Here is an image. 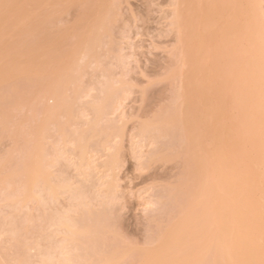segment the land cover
Returning a JSON list of instances; mask_svg holds the SVG:
<instances>
[{
    "label": "rangeland",
    "instance_id": "obj_1",
    "mask_svg": "<svg viewBox=\"0 0 264 264\" xmlns=\"http://www.w3.org/2000/svg\"><path fill=\"white\" fill-rule=\"evenodd\" d=\"M175 1L176 0H0V189L3 188L4 191L7 188L9 189L11 185L12 187H15L17 184L15 179H9V177L14 178L11 177L14 174L13 172H16L17 170L19 171V168L23 167L25 163L28 162V160L30 161L31 158H35L36 160H34L37 161L38 156H40L42 154L41 152H43L41 150H45V148L49 150V147L51 146L54 151H50L49 153H51V156H53L56 152L54 156H57L56 158L53 156L55 161H52L54 162L53 164H55V166L52 165L53 167L50 168L52 169V173H54L56 176H60L61 179L67 177L69 182H72L71 185L74 186L75 184L77 186H74V188L71 186L72 191L71 189L69 190L70 195L73 197H75L77 190L79 189H81L79 190V193H82V191L84 193H82L83 196L80 194V202L76 198L78 195H76V199L73 197H67L69 193H66L67 196L59 195L60 197H58L56 202L60 205L58 204L56 207L60 208L61 210V207L65 208L64 205L67 207L72 205L73 208L69 207V209L72 211L70 213L73 219L79 215L82 216L85 213H91L90 217L92 216L93 219H91V223L90 220H87V217L89 216L85 217V215H83L82 218H85V220L90 224L94 222V225H92L94 228L93 232L94 234L97 232V235L95 234L97 237L91 236V239H94L92 240L94 244L91 241L86 243L83 241L84 246L81 247L84 249L83 251H85V253L83 251L81 252L80 250L79 252L84 254V256H86L85 254L90 251V253L93 254H90V256L94 258L95 255L97 258L96 254L99 251L102 253V251L106 250V248H111L110 250L106 251L107 253L109 251L110 254L114 251L112 250L113 248L118 250L117 253L120 252L123 254V257H120V254L116 258L115 261L119 260V257L121 258L119 262H116V264H134V262L137 264L136 260L132 259L133 257L136 259L139 258L137 261L142 262L143 264L145 261L143 260L145 254L150 256L148 257L150 260L147 258L149 261L145 263L153 264L151 259H158V256L160 259L157 261L158 263H161L160 260L163 262V260L169 254V251L167 252L166 250H170L171 247L169 246V249L167 247V249L163 251L165 248L164 246H167L170 243L167 242V244L164 243L165 245L160 246V248H155L158 242L159 245L162 241H164V239L161 240L160 234L163 232L164 235H162V238H166V241H168L169 237L167 236H169L173 230V228L171 230L170 227L175 228V226H178L176 227V229H178L179 225L183 227L186 225L185 227L187 228V232L185 231V227V230L183 231L186 233L184 239L187 237L190 240H195L200 236L199 234L203 233L201 236L203 238L206 236V240H202L200 238L202 242L205 240L208 245L207 241H211L212 238L214 241V246L212 247H207L205 243H203L204 246H202L200 239H198L200 245L197 244V246H195L194 243L192 247L187 246L189 247L188 249L191 254L186 255V258L188 259L185 260L184 264L187 263L186 261L189 262L187 264H199L198 261L200 262V258L196 257L198 256L196 255V252L202 255L205 253V251L209 253L213 251L216 260H213L210 255L211 258L209 257L204 261L201 260V264H223L219 260V251L217 250V246L224 238L227 239L228 244L231 246L237 245L238 242L236 239H238V236L243 237L248 244L251 241L258 240L259 236H256L252 230L246 231L245 229L241 232L230 230L228 233L227 228L231 225L229 218H227L226 226L220 225V227H218L216 230L213 229V226H210V224L213 222L212 219L211 223L206 222L207 224H204L205 226L201 227V219L198 217L199 214L197 213V210H199L200 207L198 202L202 201L199 195L202 196L201 191L204 187L206 193L204 197L207 198L206 201H212L214 197L209 195V193L211 194V191L209 190L210 192H208V195L212 200H208V185H211V182H213V186L215 181H209V178H207L209 181L207 182L210 184L206 182L207 185L205 184L206 186H204L203 183H205V181L202 177H207V175H204L205 171L209 175L208 177H212V179H217L218 176H222L219 174V171L221 174L222 172L224 174L227 173L226 177H228V175L231 176V174H228V172L224 169L219 170L218 168L220 166V168H223L224 166H222V163L225 165L224 163L226 162L225 167L229 165V173L233 172L232 175L234 174L235 176V172H238V174L240 173V169H237L240 167L239 164H237V160L242 162L244 159L241 160L240 157L244 158L246 156L247 157L244 160L245 162L243 161L246 166L241 167L243 168L241 169V172L243 173L244 171V173L242 175L239 174L240 178L243 176V179H241L244 182H242L243 184L239 183L238 185L239 187H241V185L242 187L247 186L246 189L248 190L245 191H248V196L245 195L246 193L244 195L247 196V200L248 198L252 199L250 201L248 200L247 204L250 202L251 205V201L255 199V201H257L256 203H258L257 206L264 205V150L262 148L260 150H263L261 153L263 159L261 160V156H259L258 153L255 154V152H257L259 149H252V147L255 145L254 143L252 146V141L255 139L256 135V132L253 133L256 130H254V128L259 125V128L263 127L264 129V101L261 95H258L259 93L254 95L255 89L257 88L255 86H258L255 85V83L258 79L257 77H259V69H257L258 67L256 68V66L252 64L253 61L256 60L257 56H255V53L257 51L258 45L261 43V40H263L262 37L264 35V0H262V2L260 0L258 7L256 6L258 0L257 3H254L255 0H248V2L246 0H186L185 6L183 4L184 2H182L183 0H180L181 2H178V6L182 4L180 5V9L183 10L179 12L184 11L182 12L183 16L180 15L183 17L182 19L179 15H177L179 12L176 13V11L179 10V7H177L178 9L176 10V4H174ZM246 2L250 5L247 6L248 4H246ZM249 2H251L252 5ZM253 3L256 6V9L255 7H252ZM243 5L246 6L243 7ZM201 12L203 16L201 15ZM174 16H177L176 20ZM178 16L180 17L179 19ZM198 19L201 21H197ZM176 24L177 26L180 24L183 34L180 30L178 31L180 26L177 28ZM178 32L184 36L185 40L181 37V35H179V37L177 36ZM178 38L180 40L183 39L182 43L185 44V47L187 45V50L190 51L189 54L191 57L188 54L183 55L184 51L182 50H185L186 48H183L184 45L180 43V40H177ZM192 38L193 44L191 43ZM194 40L196 46L194 45ZM261 44L263 46L264 43L262 42ZM88 48L89 51H86ZM86 53L87 55L84 56ZM185 53L188 52L185 51ZM185 56H187L186 58L190 57V61L186 60L187 65H184V63H186L184 59ZM180 58L185 62L182 63ZM257 60L259 61L258 58ZM190 63H192L193 67ZM185 66L187 67L185 68ZM253 66L254 70L252 69ZM183 68L184 71L182 70ZM188 71L190 76L187 78ZM208 83L209 85H207ZM231 83H233L235 87ZM229 87H231V89ZM183 88H185V91L189 88L187 90L189 95L185 93ZM55 89L59 90L62 94V97H60V99H62V103L58 107H54L53 101L49 99V94H51L53 91H57ZM183 91L186 96L184 93H182ZM189 91L194 92L190 93ZM181 93L184 96H181ZM252 95L258 99L255 100V97ZM182 97H187L185 100L192 102L190 103L191 105L188 103V107H193V109L190 107L189 110L192 109L193 113L196 111V115L194 114L196 117L192 119H201L200 121H202V124H200L198 121L201 126H193L192 122L193 124H196L197 122L189 120V123H191L193 128L196 127L197 129L198 127L199 132L201 131V137L197 136L198 133L195 134L197 139L200 137L199 139L202 140V142L198 140L195 141L196 143L201 142V150L203 149V152H201L202 154H199L202 158L198 160V163L196 162V159L198 158L196 156V150H200L199 145L201 143L195 145L196 143H193L195 142V136H190L192 131L191 133L188 132L190 131L189 128L191 127L190 126L187 128L189 118L185 117V109L188 107L184 106L185 108H183L184 103L182 104ZM194 97L197 101L194 100ZM189 98H191V100H189ZM251 98L253 100H251ZM210 100L213 103L209 102ZM194 102L196 103L193 104ZM193 105L197 106L196 109ZM100 106H102V109ZM94 108H97V114L91 113L96 112L94 111ZM215 108H219L220 110L218 109L217 111ZM182 111L185 112L184 116L183 114L181 115ZM217 112L219 114H217ZM208 116L210 117L209 119ZM167 117L171 118L172 121L169 119L167 120ZM184 117L185 119H183ZM211 117L216 119L214 120V118ZM85 118L88 121L91 120V122H85ZM161 120L162 122L165 121V124L161 123ZM222 120L223 123H221ZM256 120L258 122H256ZM158 121L160 125L159 123H156ZM54 122L58 123V130H56L57 127H54ZM255 122L256 125L254 124ZM154 123L158 124V129L156 131L155 129L157 127L155 128ZM207 123L208 125L210 124L209 128L211 127L210 129L208 128V131L206 130V126L208 125L205 126ZM250 123L252 125H250ZM261 124H263V126H261ZM89 125H92V133L97 132V134H95V137L94 133L90 134L89 136V133L86 129L88 138L85 137L83 140L86 142L88 139V142H86L90 148H87L88 152H85L87 151L84 146L86 143L81 142L85 148H82L84 153H87V155L84 154L87 158L85 159L88 160V162L81 164L82 168H84L83 165L89 162L92 165L86 164L87 168L85 167V171L88 170L90 175H88V172L86 171L85 174L86 177L88 176V178H84L85 175L80 174L81 165L78 164L80 167L76 165L77 160L79 161L78 155L81 150H79L80 152L78 151V154H76V159L77 157L78 159L76 160L74 158L75 160H71L74 157H72V155H75L73 153L78 150L77 147H74L77 146V144L71 142H78L76 136L79 133V130L80 133H82V129L84 131L85 128L90 127ZM253 125H255V127H253ZM159 126H163L162 129ZM185 128L188 133L185 132ZM196 129L193 130L198 132ZM231 129H233L235 133ZM260 130L263 132L262 129ZM72 132H77L76 136L74 133L72 135ZM203 132H205L206 135H202L205 134ZM209 132L212 134H209ZM230 132H233L232 135ZM194 133L195 132L193 131V134ZM207 133L211 135V138ZM185 134H189L188 136H190L189 138H191V140ZM234 134H236V136ZM257 134H259V132ZM68 135H71L70 139H73V137L77 139V141L74 139L71 142L69 141V143H67L68 147L70 146L71 149L74 147L75 150H77L75 151L73 149L72 151H69L70 153L73 152L71 153L72 155L69 153L72 158L68 159L69 162H66L64 160L67 159L63 160L61 158L63 156L59 155V151L61 147V150H63L64 147L67 146L64 144L62 146V140L66 138L69 139ZM259 135L261 136L262 134L260 133ZM223 136L226 137V140H224L225 138ZM237 136H239V139L242 140H239ZM90 137L92 140H90ZM93 138L96 139L93 140ZM208 138L210 139L208 140ZM256 138L257 139L255 140H258L257 136ZM189 140L192 142L190 143L193 145L192 147L189 144ZM71 144H74L73 147ZM257 144L260 143L258 142ZM40 146H42L43 149L40 148V154L36 153L38 154L37 156L35 151L39 150ZM203 147L207 149V152ZM254 147H256V145ZM222 148L226 149L227 155L224 154L226 151H223ZM250 149L254 150L252 152L255 155L250 152ZM48 150H46V154H49ZM33 153L36 155L35 157L32 156L34 155ZM26 154L30 155L31 157L28 156V158ZM251 154L252 158H250ZM222 155L225 159L222 157ZM219 156H221L223 160L220 159ZM82 157L84 158V156ZM248 157L251 160H249ZM203 158H205L204 160L206 161L208 160L211 166L214 159H216L215 162L217 165H213V167H209L210 165L208 167H202L199 162L201 161L200 163H203ZM217 159H219V163L217 162ZM34 160L32 159V161ZM107 160H109L110 163H108L109 165L106 164L105 167L104 161L107 162ZM196 164H199L200 168L196 167ZM26 165L24 166L25 169L28 168L27 166H31L29 164L27 166ZM87 165H89L92 169L90 168V170ZM75 166L76 168H74ZM234 166L237 168L235 169ZM78 167L80 170L77 169ZM204 167L206 169L208 168L209 170H206ZM33 168H30V171H28L29 173L23 175L27 178L30 172H32ZM227 168L226 170H228ZM21 169L22 168H20V171L23 170ZM230 169L232 171H230ZM24 171L25 173L27 172L26 170ZM210 171L212 172V175L209 174L211 173ZM82 175L85 180L82 179ZM22 176L20 177L22 178ZM56 176H52V178H54L53 181L60 180L56 179ZM239 176H237L238 179ZM17 177L19 178V174ZM17 177L16 179L19 181ZM21 178H19V182H23L21 181ZM26 178L24 180H26ZM223 178L217 180L222 183L224 179H226ZM234 179L232 180L231 178V186H226L227 189H223L222 186V190L229 192V195L227 196L230 198H234L233 195H236L231 194L234 191L230 193L231 190L229 189L232 186L235 187V184L232 185L233 183L237 182L236 178ZM11 180L14 182H11ZM113 182H115V184ZM226 182L228 183V181ZM98 183L100 184L98 185ZM221 183H218V187ZM201 185H203V188L200 187ZM221 185H224V182ZM78 187L79 189H77ZM242 187L240 189H242ZM19 188H15L14 192H12L13 190L10 189V191L8 189L7 190L9 191V194H15V198L17 199L18 197L19 199L21 197L23 198V194L18 193V191L21 190ZM103 188L107 189L105 191L106 193L104 192ZM198 188L201 190L200 192ZM216 190L217 188L215 187L211 195H216V193H213L216 192ZM5 192L2 193L5 194ZM20 192L22 193V190ZM101 192L102 194L104 192L105 194L103 195L105 196H100ZM238 193L240 192H237V194ZM4 194L1 195L4 196ZM222 194H220L221 196H219V194L217 195L218 197L223 198L225 193ZM240 194L238 195L239 199L241 198ZM62 196H64V199ZM245 196L242 197L245 198ZM83 197L84 199L86 198L85 200L83 199V201H85L87 205L82 203ZM2 198H0V200ZM202 199L204 198L202 197ZM217 199H214L213 201H217ZM4 200L6 199L4 198ZM220 200L221 199H219L218 203L222 202ZM224 200L226 202V198ZM234 200L236 201L237 199L234 198ZM234 200H231V202ZM7 201H10V199H7ZM32 201L33 199L31 200V204L25 203V207L28 206V204L31 206L33 204ZM206 201L204 200L202 203ZM213 201L212 206L209 204L210 202H208V206L210 205L213 208H215L214 206L219 207L217 205H213L215 204ZM17 202L20 203L19 200ZM35 202L33 205H35ZM56 202L53 204L56 205ZM67 202L70 204L68 205ZM78 202L80 203L79 207L76 206V203L78 205ZM1 203L2 202H0V205H3L2 207L4 208L0 206V217L2 214L4 220L1 217L0 221H2L0 224L4 221L6 223V228H8V226L16 225L14 222L16 219L12 220L14 217H16L13 216L14 213L12 211L14 208L15 210L17 208L19 209L18 206H20V212L19 210L16 211V214L18 215V217H16L18 220L16 221L23 219L18 223L20 224V222H23V224L21 223V225H19V229L21 228L20 230L17 228V226H15V228L18 229V233H21V235L19 234V237H17L18 233L15 236V233L9 235L10 232L16 231L15 228H13V231H9L11 228L10 227L9 230L7 229L9 231L8 232L6 231L4 222V225L2 224L4 226L3 228L2 225H0V228H5V231L8 232L6 233L4 231V233L9 235L7 236L0 232V264H26L28 261H30V263L33 262L32 264H40V261L43 262L42 260L39 261V256L40 258L42 256L40 255L41 253L37 252H42V250H44L48 254L49 251L47 250V252L46 248L50 250L52 249L48 248L50 245L47 246V244L51 243V237H53L51 235L54 233L52 232L51 235L48 234L47 236L49 237L45 236L47 233H50L47 232V230H49L48 228H50V225H47L45 221H47L49 218L48 209L50 211L52 210L53 212L56 207L50 206L48 208L47 204H45L47 206L43 204L45 209L47 207L46 210L48 211V213H44L42 209H45L41 208L42 205L40 206V203L37 202L40 206L39 208H41L39 210L43 212L42 215L39 210L37 211L38 214L36 212L38 205L31 206L32 209L30 208V210L28 209V206L27 211H25L26 209L25 207H22L24 205L22 203H20V205L15 203L16 206H12L8 202L9 206L11 205L10 208L8 205L5 206L7 203L4 201L3 204ZM229 203H227L228 206ZM236 203L237 202H235V204ZM195 204L199 206L196 207L198 209H194V206H196ZM80 205L85 210H82V208L80 209ZM219 205H221L220 207H223V204ZM244 205L243 207L246 208ZM250 205L247 206L250 207ZM252 205H254V203ZM208 206L205 205L204 207L211 208ZM33 208H36L34 210L35 212L33 211ZM213 208L212 210L215 211L216 208ZM74 209H76L77 212L78 210H80L79 212L82 210L83 214L81 215L79 213L78 215L77 213L75 214V217L74 213H76V210L73 211ZM234 209L235 208H233V210ZM208 210H206L207 212H205V210H203L204 212H201L207 213L204 215L208 217V220L210 221L209 216L212 214H209ZM28 211H33V213L30 214ZM55 211L53 212L54 214L58 213H55ZM99 211L102 212H100L102 215L99 213ZM24 212L26 214L28 213V216ZM52 212H50V214ZM189 213L193 215L194 219L188 220L190 215L186 218L183 217ZM36 214L37 216H44V218L41 219L37 218V225L34 224L36 220L34 215ZM44 214H47L48 216L46 217ZM214 214H216V212ZM31 215H33V217ZM247 215H249L247 216V219H249V217L251 218L250 214ZM52 216L50 219H52ZM215 216L216 215H214V217ZM5 217L7 218L5 219ZM8 218H11V222H8ZM50 219L48 221H50ZM205 219L204 221H206ZM24 220H28L30 224ZM43 220L45 224V226L43 224L44 227L39 224L42 223L41 221ZM85 220L83 221L80 218L79 221L86 223ZM48 221L47 223H49ZM204 221L202 218V222ZM10 223L13 225H10ZM38 224L43 227V231L45 230L44 228L48 226L45 230L47 233L44 231V233H46L44 237H47L50 241L48 239L44 240L42 234V240H47L48 243H45L44 241L42 242L41 237L35 238L36 235L41 236L40 233H42L38 230L40 233L36 231V234V232L33 230L35 228L36 230L38 228L41 229ZM28 228H31V230L29 231ZM166 228H169L168 230H171V232H167ZM176 229H174L173 232H175ZM50 230H53V228H50ZM177 231L179 232V229ZM91 232V230L88 231L89 234H91ZM93 232L92 235H94ZM166 233L168 235L165 237ZM172 234L174 236H172V239H175L177 234ZM181 234L183 235V233ZM12 235L13 240L8 238ZM54 235L58 237L60 234L56 235L55 233ZM88 235L86 236L87 238ZM56 237H54V240H58ZM86 237L84 238L87 241L88 239H86ZM155 237L161 241H158ZM15 238L16 240H14ZM178 238L179 237L176 239L178 240ZM37 239H39L40 243H44L42 245L45 247V249H43L39 242L35 245ZM91 239L89 237V240ZM32 240L35 241L33 244V246H35L33 247V250L36 248V251L34 250L35 253H37L36 255H32V252L30 251L32 248H28L30 245H32ZM155 240H157V242ZM53 242L55 243V241ZM176 242L179 243L178 241ZM88 243L91 244L89 245ZM171 243L170 245L172 246ZM196 243H198L197 240ZM56 244L55 247H57ZM191 244H193V241ZM52 245L54 246V244ZM182 245L184 246L185 244H181L179 246L181 250ZM188 245H190V242H188ZM39 246L42 247L41 251ZM86 246H88L87 249L84 248ZM89 246H92L94 249H91ZM177 247L178 245L176 248ZM173 248L175 250V246ZM262 249L264 250V246ZM53 250H57V248L52 249L51 255L53 252H56ZM116 250L113 253H116ZM75 251L77 252V250H74L73 252ZM175 251L177 252V250ZM175 251L173 252L172 250L173 253H175ZM106 252L103 251V254L105 255ZM139 252L143 254V256L142 254L140 255L141 258L139 255H137ZM164 252L168 254L163 256L161 253ZM160 254L162 257H160ZM171 254H169L170 257H172ZM146 255L145 258L147 257ZM179 255L180 254L177 256ZM193 255H195V257ZM80 256L82 258L78 257L76 260H83L84 256ZM100 256L101 258L104 257L103 255ZM109 256H111V254ZM29 257H31V259L34 257L38 260H34V258L30 260ZM111 257H116V254ZM175 257L176 256L174 255L172 259ZM189 257L191 259H189ZM92 258L87 259L90 260V264H95L94 262L97 260L95 259L93 262H91ZM99 258L100 257L97 259ZM107 258L109 259V257ZM167 258L169 260V257ZM87 259L86 261H88ZM103 259H101V262L98 261L97 264H104L106 260L104 259V261H102ZM111 259L112 258H110V262H114L111 261ZM176 259L178 260V258ZM34 261L36 263H34ZM153 261L154 263L156 262V260ZM165 261H167V259H165ZM72 262L69 264H76V262ZM170 262H174L176 264V261L174 260ZM170 262H166V264H171ZM27 264H29V262ZM85 264L88 263L85 262Z\"/></svg>",
    "mask_w": 264,
    "mask_h": 264
},
{
    "label": "bare ground",
    "instance_id": "obj_2",
    "mask_svg": "<svg viewBox=\"0 0 264 264\" xmlns=\"http://www.w3.org/2000/svg\"><path fill=\"white\" fill-rule=\"evenodd\" d=\"M181 1H182V0H181ZM181 1H180V0H179V1L176 0V1L174 2V4H176V10L178 9L177 7H179V10H177L176 13H178V12L181 11V10H183V9H180V5H182V4H180V5L178 6V2H181ZM198 1H200V0H198ZM246 1L248 2V0H246ZM42 2H43V1H42ZM182 2H184L183 4H184V6H185V2H186V0H185V1L183 0ZM194 2H195V1H194ZM213 2H214V1H213ZM213 2H212V3H213ZM243 2H244V1H243ZM247 2H246V4H248ZM259 2H260V0H258V3H257V0H255V2H254V3H257V5H256L257 7H258ZM261 2H262V0H261ZM216 3H217V2H216ZM216 3H215V5H216ZM249 3H251V2H249ZM254 3H253V6H252V7H255V9H256V6L254 5ZM41 4H42V3H41ZM199 4H200V3H199ZM206 4H207V2H206ZM249 5H250V4H248L247 6H249ZM251 5H252V3H251ZM201 6H202V4H201ZM211 6H212V5H211ZM218 6H219V5H218ZM232 6H233V5H232ZM240 6H241V5H240ZM244 6H246V5H243V7H244ZM197 7H198V6H197ZM241 7H242V6H241ZM199 8H200V7H199ZM207 8H208V7H207ZM214 8H215V7H214ZM231 8H232V7H231ZM234 8H235V7H234ZM186 9H187V8H186ZM201 9H202V8H201ZM201 9H200V10H201ZM209 9H210V8H209ZM240 9H241V8H240ZM243 9H244V8H243ZM246 9H247V8H246ZM232 10H233V8H232ZM238 10H239V9H238ZM208 11H209V10H208ZM212 11H213V10H212ZM216 11H217V10H216ZM241 11H242V10H241ZM182 12H184V11H182ZM182 12H179L177 15H179V16H180V15L183 16V13H182ZM186 12H187V11H186ZM210 12H211V11H210ZM180 13H181V14H180ZM190 14H191V13H190ZM204 14H206V13H204ZM175 15H176V14H175ZM185 15H186V14H185ZM201 15H202V12H201ZM179 16H178V19L181 17V16H180V17H179ZM202 16H203V15H202ZM202 16H201V17H202ZM174 17H175V20H176V19H177V16H174ZM182 18H183V17H181V19H182ZM181 19H180V21H181ZM208 19H209V18H208ZM175 20H174V22L176 23ZM197 21H201V20L198 19ZM178 22H179V21H178ZM178 22H177V24H178ZM204 22H205V21H204ZM177 24H176V26H177ZM200 24H201V23H200ZM196 25H197V24H196ZM178 26H180V24H179ZM178 26H177V28H178ZM197 26H198V25H197ZM199 26H200V25H199ZM218 26H219V25H218ZM197 28H198V27H197ZM193 29H194V28H193ZM203 29H204V28H203ZM179 30H180L181 33H182L181 26H180V29H178V31H179ZM189 30H191V29H189ZM197 31H199V30H197ZM204 32H205V31H204ZM204 32H202V33H204ZM200 33H201V30H200ZM182 34H183V33H182ZM182 34H180V33L178 32V35H177V36L179 37V35H181V37L184 38V36H182ZM189 35H190V34H189ZM195 35H196V34H195ZM192 36H193V35H192ZM197 36H198V35H197ZM194 38H195V37H194ZM199 39H200V38H199ZM262 39H263V40H261V43H262V42L264 43V35H263ZM177 40H180V39L178 38ZM184 40H185V38H184ZM192 40H193V38L191 39V43H192ZM195 40H196V39H195ZM195 40H194V45L196 46V44H195ZM178 42H179V41H178ZM182 42H183V39L180 40V43H182ZM184 42H185V41H184ZM186 43H187V42H186ZM191 43H190V44H191ZM261 43L258 45V47H257V51H256V53H255V56H257V57H256V60H254L255 63H254V61H253L252 64H254V66H256V68L258 67L257 69H259V75H258L259 77H257L258 79L256 80V83H257V82H259V83H257V84L255 83V85H258V86H255V87H257V88L255 89V93H254V95H256V94L259 93L258 95H261V97L263 98V101H264V44H263V46H262ZM190 44H189V45H190ZM192 44H193V43H192ZM182 45H184V47L182 46L183 48H186L185 50H182V51H184V52H183V53H184L183 55L188 54V55L191 57V55L189 54L190 51L187 50V49H188L187 45H186V47H185V44H184V43H182ZM194 45H193V46H194ZM180 46H181V44H180ZM191 46H192V45H191ZM260 46H261V47H260ZM259 47H260V48H259ZM262 47H263V48H262ZM190 49H191V48H190ZM260 50H262V51H260ZM86 51H89V48H88ZM185 51H187L188 53H185ZM193 51H194V50H193ZM218 51H219V50H218ZM259 51H260V52H259ZM258 52H259V53H258ZM180 53H182V52H180ZM191 53H193V52H191ZM196 53H197V51H196ZM199 54H200V53H199ZM256 54H257V55H256ZM86 55H87V53H86L84 56H86ZM188 55H187V56H188ZM180 56H181V54H180ZM187 56H185V58H184L185 61H186V60L188 61V60L190 59V57H189V58H186ZM193 56H195V55H193ZM201 56H202V55H201ZM216 57H217V56H216ZM197 58H198V57H197ZM201 58H202V57H201ZM257 58L259 59V61L257 60ZM192 59H193V58H192ZM192 59H191V61H192ZM199 59H200V58H199ZM180 60H181V58H180ZM185 61H182V60H181L182 63H184ZM187 61H186V63H184V65H185V64L187 65ZM189 61H190V60H189ZM193 61H195V60H193ZM196 61H197V59H196ZM228 62H229V61H228ZM258 62H259V63H258ZM192 63H193V62H192ZM192 63H190V64H191V66L193 67ZM256 63H257V64H256ZM190 64H189V66H190ZM197 64H198V63H197ZM197 64H196V65H197ZM182 65H183V64H182ZM254 66L252 67L253 70H254ZM186 67H187V66H185V68H186ZM194 67H195V66H194ZM259 67H260V68H259ZM260 69H261V70H260ZM182 70L184 71V68H183ZM196 70H198V69H196ZM189 71H190V70H189ZM189 71L187 72V73H188V74H187V75H188L187 78L190 76V75H189ZM182 73H183V72H182ZM190 73H191V72H190ZM227 73H228V72H227ZM101 74H102V73H101ZM229 74H230V73H229ZM184 75H185V73H184ZM102 76H103V75H102ZM106 77H107V76H106ZM193 77H194V76H193ZM190 79H191V78H190ZM188 80H189V79H188ZM192 80H193V79H192ZM228 80H229V79H228ZM231 80H232V79H231ZM193 81H195V80H193ZM225 81H226V80H225ZM187 82H188V81H187ZM226 82H227V81H226ZM189 83H190V82H189ZM228 83H229V81H228ZM228 83H227V85H228ZM194 84H195V83H194ZM223 84H224V83H223ZM231 84L233 85V83H231ZM185 85H187V84H185ZM207 85H209V83H208ZM217 85H218V84H217ZM191 86H192V85H191ZM215 86H216V85H215ZM233 86L235 87V85H233ZM188 87H189V86H188ZM213 87H214V86H213ZM217 87H218V86H217ZM224 87H225V86H224ZM234 87H233V88H234ZM186 88H187V86H186ZM225 88H226V87H225ZM229 88L231 89V87H229ZM108 89H109V87H108ZM184 89H185V88H183V90H184ZM188 89H189V88H188ZM188 89H187V90H188ZM196 89H197V88H196ZM207 89H208V88H207ZM55 90H57V89H55ZM187 90H186V91L184 90V91H185V93H187V95H189L188 92H187ZM190 90H191V89H190ZM205 90H206V89H205ZM211 90H212V89H211ZM223 90H224V89H223ZM234 90H235V89H234ZM184 91H183L182 93H184ZM212 91H213V90H212ZM59 92H60V91L57 90V91H53V92H51V94H49V95H50V96H49V97H50L49 99H51V100L53 101V106H54V107H58V106H60V104L62 103V99H60V97H62V94H61V92H60V93H59ZM189 92H190V91H189ZM193 92H194V91H193ZM193 92L191 91L190 93H193ZM256 92H257V93H256ZM182 93H181V96H184ZM185 93H184V94H185ZM194 94H195V93H194ZM235 94H236V93H235ZM232 95H233V94H232ZM254 95H252V96L255 97ZM185 96H186V94H185ZM233 96H234V95H233ZM236 96H237V95H236ZM187 97H188V96H187ZM187 97H184V98L182 97V98H183V102H182V104L184 103V104H183V108H185L184 106L188 107V103H189V105H191L190 103H192V102H189L188 100H185ZM189 97H190V96H189ZM207 97H208V96H207ZM234 97H235V96H234ZM237 97H238V96H237ZM258 97H259V96H258ZM210 99H211V98H210ZM230 99H231V98H230ZM257 99H258V98L255 97V100H257ZM189 100H191V98H189ZM194 100L197 101V100L195 99V97H194ZM194 100H192V101H194ZM208 100H209V99H208ZM232 100H234V99H232ZM236 100H237V99H236ZM236 100H235V101H236ZM251 100H253V99L251 98ZM205 101H206V100H205ZM235 101H234V102H235ZM185 102H186V103H185ZM209 102H212V101L210 100ZM215 102H216V101H215ZM215 102H214V103H215ZM229 102H231V101H229ZM251 102H252V101H251ZM195 103H196V102H194L193 104H195ZM197 103H198V102H197ZM207 103H208V102H207ZM212 103H213V102H212ZM217 103H220V102H217ZM235 103H236V102H235ZM201 104H202V101H201ZM221 104H222V103H221ZM225 104H226V103H225ZM196 105H197V104H196ZM196 105H193V106L195 107V109H196V107H197ZM98 106H99V105H98ZM201 106H202V105H201ZM201 106H200V107H201ZM213 106H214V104H213ZM227 106H228V105H227ZM233 106H235V105H233ZM101 107H102V106H100V108H101ZM190 107H192V106H190ZM190 107L186 108V109H185L186 111L184 110V111L186 112V115L184 114L185 112H183V111H182V113H181V115L183 114V116L185 115V117L189 118V119H188V125H187V128H189V127L191 126V123H189V120H192V121H194V122H197L196 124H195V123L193 124V122L190 121V122H192V125H193V126H195V125L198 126V125L202 124V121H200L201 119H200V120H194V119H192V118H195V117H196V116H195V115H196V113H195L196 111H194V113H193V112H192L193 107H192L191 110H189ZM198 107H199V106H198ZM217 107H218V106H217ZM263 107H264V106H263ZM92 108H93V107H92ZM204 108H205V107H204ZM204 108H203V109H204ZM211 108H212V106H211ZM224 108H226V107H224ZM96 109H97V108H96ZM96 109L94 108V111H96ZM101 109H102V108H101ZM187 109H188V111H187ZM199 109H201V108H199ZM199 109H198V110H199ZM205 109H206V108H205ZM215 109H217V111H218L219 108H215ZM263 109H264V108H263ZM198 110H197V111H198ZM206 110H207V109H206ZM219 110H220V109H219ZM199 111H200V110H199ZM202 111H203V110H202ZM202 111H201V112H202ZM213 111H214V110H213ZM222 111H223V109H222ZM90 112H91V111H90ZM90 112H89V113H90ZM187 112H189V113H187ZM204 112H205V111H204ZM225 112H226V111H225ZM91 113H96V114H97V111H96V112H91ZM191 113H193V114H191ZM220 113H221V112H220ZM226 113H227V112H226ZM86 114H87V113H86ZM96 114H94V115H96ZM99 114H100V113H99ZM187 114H188L189 117L187 116ZM194 114H195V115H194ZM197 114L199 115L198 112H197ZM217 114H219V113L217 112ZM223 114H225V113H223ZM223 114H222V115H223ZM94 115H93V116H94ZM190 115H191V118H190ZM193 115H194V116H193ZM207 115H208V112H207ZM212 115H213V114H212ZM222 115H221V116H222ZM237 115H239V114H237ZM87 116H88V115H87ZM200 116H201V115H200ZM200 116H199V117H200ZM202 116H203V115H202ZM214 116H215V114H214ZM231 116H232V115H231ZM90 117H92V116H90ZM94 117H96V116H94ZM185 117H184L183 119H185ZM216 117H218V116H216ZM238 117H239V116H238ZM204 118H205V117H204ZM209 118H210V117L208 116V119H209ZM211 118H214V117H211ZM221 118H222V117H221ZM225 118H226V116H225ZM227 118H228V116H227ZM231 118H232V117H231ZM240 118H241V117H240ZM89 119H90V118H89ZM164 119H165V118H164ZM164 119H162V120H164ZM168 119H169L170 121H172L171 118H168V117H167V120H168ZM181 119H182V118H181ZM215 119H216V118H214V120H215ZM218 119H219V118H218ZM218 119H217V120H218ZM223 119H224V118H223ZM92 120H94V119H92ZM162 120H161V123H164V124H165V121L162 122ZM167 120H166V121H167ZM212 120H213V119H212ZM263 120H264V119H263ZM87 121H88V120H86V118H85V122H87ZM198 121L200 122V124H199ZM203 121H204V120H203ZM209 121H211V120H209ZM239 121H240V120H239ZM244 121H245V120H244ZM83 122H84V121H83ZM88 122H91V120L88 121ZM218 122H219V120H218ZM225 122H226V120H225ZM242 122H243V121H242ZM256 122H258V121L256 120ZM256 122L254 123L255 125H256ZM156 123H159V121L156 122ZM156 123H154L155 128L158 126V124H156ZM167 123H168V121H167ZM169 123H170V122H169ZM203 123H204V122H203ZM215 123H216V121H215ZM221 123H223V120H222ZM57 124H58L57 122H54V127H55V128L57 127L56 130H58V128H59ZM90 124H91V123H90ZM232 124H233V123H232ZM257 124H258V123H257ZM83 125H87V124H83ZM92 125H93V124H92ZM92 125H91V126H92ZM159 125H160V123H159ZM166 125H167V124H166ZM203 125H204V124H203ZM206 125H208V123L205 124V126H206ZM244 125H245V124H244ZM250 125H252V124L250 123ZM255 125H253V127H255ZM89 126H90V125H89ZM91 126H90V127H91ZM163 126H164V125H163ZM163 126H162V127H163ZM193 126H191V127L189 128L190 131H188V132H190V133H191V131H192L191 134L189 133L190 136H195L194 141H195V140H198V141H201V142H202V140L199 139V138L201 137V134H200L201 131L199 132L198 127H197V129H196V127L193 128ZM200 126H201V125H200ZM205 126H203V127H205ZM209 126H210V124H209L208 126H206V127H207V129H206L207 131H208ZM212 126H213V125H212ZM218 126H219V125H218ZM258 126H259V125H258ZM258 126H257V127H258ZM261 126H263V124H261ZM261 126H260V127H261ZM86 127H87V126H86ZM90 127L85 128L84 131H83V129L81 128V129H82V133H80V130H79V133L77 134V136H76V133H77V132H76V133H74L75 131L72 132V135H73V133L75 134L76 138L78 139V142H74V141L71 142L73 139L77 141V139H75V137H73V139H72V138L70 139V136H71V135H68V137H69L70 140H69L68 138L63 139L64 142H63V140H62V146H63V144H64V145H67V143H69V141H70L71 143L77 144V146H74V147H77V149H78V150L76 149L77 151L75 150V148L73 147L74 144H71V146L73 147L72 149H71L70 146L68 147V145H67L66 147H64L63 150H61V149H62V147H61V148H60V151H59L60 154H59L58 152H57V153H58L59 155L63 156V157H61L63 160H64V159H67V160H64V161L69 162L68 159L72 158L73 156H74V157H73L71 160H75V159H76V154H78V151L81 150V152L79 151L80 153H79L78 156H79V161H82V162H79V161L77 160L78 157H77V159H76L77 162H76V161H74V162H76V165H77V166H79V165H81V164H83V163H85V162H88V160H86V159H87L86 156L84 155V154L87 155V153H84V150H83L82 148H84V146H85L86 149H87V148L90 149V148H89V146H88V143H86V142H88V139H87V141L85 140L86 142H84L83 139H85V137L88 138V135L90 136V134H93V133H94V137H95V134H97V132H96V133H95V132L92 133V131H91V130H92V127H91V129H90ZM159 127H161V126H159ZM162 127H161V129H162ZM222 127H223V126H222ZM224 127H225V126H224ZM237 127H239V126H237ZM248 127H249V126H248ZM257 127L254 128V130L256 129L255 131L253 130L254 132L252 131L253 133L256 132V133H255V134H256V135H255V139H257L256 136L258 137V140H255V139H254L256 142H255L254 140H253L254 142L252 141V143H253L252 146L254 145V143H255V145H256V147H254V146H255V145H254V146L252 147V149L256 150L255 148H257V149H259L258 151H260L261 148L264 150V146H263V145H264V129H263V127H262V128H259V127H258V129H257ZM83 128H84V127H83ZM199 128H200V127H199ZM210 128H211V127H210ZM210 128H209V129H210ZM86 129H87V131H88L89 134L86 132ZM102 129H103V128H102ZM102 129H101V130H102ZM157 129H158V127L155 129V131H156ZM193 129H196L198 132H196V131L193 130ZM239 129H240V128H239ZM243 129H244V128H243ZM245 129H246V128H245ZM260 129H262L263 132H262ZM77 130H78V129H77ZM201 130H202V128H201ZM204 130H205V129H204ZM225 130H226V129H225ZM225 130H224V131H225ZM228 130H229V129H228ZM231 130L233 131V129H231ZM259 130H260L261 132H260ZM90 131H91V132H90ZM93 131H94V130H93ZM193 131L195 132L194 134H193ZM207 131H206V132H207ZM236 131H237V130H236ZM241 131H242V130H241ZM248 131H249V130H248ZM257 131L259 132V134L261 133L262 135L260 136L259 134H257V133H258ZM85 132H86V133H85ZM99 132H100V131H99ZM185 132H187V131H186V128H185ZM185 132H184V133H185ZM188 132H187V133H188ZM211 132H212V130H211ZM211 132H209V134H210ZM233 132L235 133V131H233ZM233 132H230L231 135H232ZM197 133H198V134H197ZM203 133H205V132H203ZM225 133H227V132H225ZM225 133H224V134H225ZM244 133H245V132H244ZM87 134H88V135H87ZM100 134H101V133H100ZM189 134H188V135H189ZM195 134H197V136H200V137L197 139V136H196ZM207 134H208V133H207ZM209 134H208V136L211 138V135H209ZM211 134H212V133H211ZM213 134H214V133H213ZM236 134H237V133H236ZM236 134H234V135L236 136ZM238 134H240V133H238ZM246 134H247V133H246ZM185 135H186V134H185ZM188 135H186V136L189 138L190 136H188ZM202 135H206V133H205V134H202ZM244 135H245V134H244ZM244 135H243V136H244ZM91 136H92V135H91ZM96 136H97V135H96ZM227 136H228V135H227ZM235 136H234V137H235ZM245 136H246V135H245ZM92 137H93V136H92ZM219 137H220V136H219ZM223 137H224V136H223ZM237 137H238V139H239V136H237ZM96 138H97V137H96ZM96 138H95V139H96ZM202 138H203V137H202ZM210 138H208V140H209ZM224 138H225L224 140H226V137H224ZM95 139L93 138V140H95ZM189 139L191 140V138H189ZM205 139H206V138H205ZM205 139H204V141H205ZM218 139H219V138H218ZM222 139H223V138H222ZM235 139H236V137H235ZM90 140H92L91 137H90ZM90 140H89V141H90ZM190 140H189V144L192 143V142H190ZM192 140H193V137H192ZM208 140H207V142H208ZM239 140H242V139H239ZM220 141H222V140H220ZM257 141H258L260 144H257V143H258ZM81 142H84V143H86V144L83 146V144H82ZM201 142L196 143V141H195V142H193V143H194V144L196 143L195 145H197V144H200ZM213 142H214V141H213ZM233 142H234V141H233ZM210 143H211V141H210ZM223 143H224V142H223ZM223 143H222V144H223ZM225 143H227V142H225ZM203 144H204V142H203ZM195 145H194V146H195ZM206 145H207V143H206ZM220 145H221V144H220ZM225 145H227V144H225ZM86 146H87V147H86ZM190 146L192 147L193 145L190 144ZM199 146H200V147H199ZM199 146H198V147H199L200 150H196V149H195L196 152H197V154H196V153H195V154H196V156H197L198 158L196 159V157H195V155H194V157H195L197 163H198V160H200V159L202 158L201 155H199V154H202L201 152H203V149L201 150L202 143H201ZM203 146H204V145H203ZM222 146H223V145H222ZM222 146H221V147H222ZM261 146H262V147H261ZM198 147H197V149H198ZM258 147H259V148H258ZM40 148L43 149V147L40 146V147H39V150H36V151H35V154H36V153L40 154V153H39L40 150H41ZM47 148H48V147H47ZM49 148H50L51 150H50V149L48 150V149H46V148H45V150H44V149L41 150V151H43L44 153L41 152L42 154H41L40 156H38V154H36V155L38 156V160H37V161H35V160H36L35 158H31L30 161L28 160L27 163H28L29 165H31V166H27L28 164L25 163V165L27 164L26 166H27L28 168L25 169V168H24L25 165H24L23 167H20V168L23 169V170L21 169L22 171H20V168H19L20 173H19L18 170H17L16 172H13L14 174L12 173L13 176H11V177H14V178H10V177H9V179H13V180L15 179V182H17L16 186H15V187L13 186L14 189H13L12 185H11V186L9 185V186H10L9 189H10V190H13L12 192H14L15 188L17 189V188L20 187L19 189L22 190V193L20 192L21 190L18 191V193H19V194H23V198L21 197V198H22V200H21L22 202L20 201L21 198L18 199L17 196H16L17 199L15 198V196H14L15 194H14V195H12L11 193L9 194V191H10V190H9L8 188H7V189H8L9 191H8L7 189L3 191V188H2V189H0V192H1V193H0V196H2V195L4 194V193H2V192H5V191H6L5 194H4V196H2V197H4L6 200H4V198L0 197V198H2V199L0 200V202H2L1 204H3V201H4L5 203H7V204L4 203L5 206H7V205L9 206V204H11L12 206H16L15 203H18L17 201L19 200L20 203L24 204L23 206H22V205H21V206H22V207H25V205H26L27 203H30V204H31V200L33 199L32 203L34 204V202H35V201H36V202H35V205L32 204L31 206H37L38 203H40L39 205H40V206L42 205L41 208H44V209H45V206H47V205H48V206H47L48 208H49L50 206H51V207H52V206H55V207L58 206L59 203H57L56 201H57L58 197H60L59 195H65V196H67L66 193H69L67 197H71V198L73 197L72 195H70L69 190L71 189V191H72L71 186L74 188V186H76V185H75L74 183H73L74 186L71 185L72 182H69V179H67V177H66V178L64 177V178L61 179L60 176H56V175H54V173H52V169H50V168L53 167L52 165L55 166V164H53V163H54L53 161H55L54 159H55L57 156H56V157L54 156V155L56 154V152H55V154L53 153V154H54L53 156H54L55 158H53V156H51V153H49V152H50V151L52 152V151H54V150L52 149L51 146H50ZM65 148H67V149H65ZM85 148H84V149H85ZM203 148H205V147H203ZM211 148H212V147H211ZM225 148H226V146H225ZM233 148H234V147H233ZM73 149H74L77 153H76V152H75V153L71 152V153H73V154H75V155H72V154L69 152V151H72ZM88 149H87V151H85V152H88ZM205 149H206V148H205ZM215 149H216V148H215ZM219 149H220V147H219ZM222 149H223V148H222ZM46 150H48V153H49V154H46V153H45ZM250 150H251V149H250ZM254 150H251L250 152H252V151H254ZM263 150H262V151H263ZM37 151H38V152H37ZM198 151H199V152H198ZM218 151H219V150H218ZM223 151H226V149H223ZM243 151H244V150H243ZM258 151L255 152V154L258 153L259 156H261V160H262V159H263V156L261 155L262 151H260V152H258ZM206 152H207V149H206ZM213 152H214V151H213ZM213 152H212V153H213ZM221 152H222V151H221ZM221 152H220V154H221ZM250 152H248V153H250ZM69 153L72 155V157H71V155H70ZM239 153H240V152H239ZM242 153H243V152H242ZM242 153H241V155H242ZM245 153L247 154L246 151H245ZM33 154H34V153H33ZM35 154L32 155V156L35 157V156H36ZM203 154H204V153H203ZM208 154H209V152H208ZM217 154H218V153H217ZM224 154L227 155V151H226V153H224ZM252 154H253V152H252ZM252 154H251V157H250V158H252ZM255 154H253V155H255ZM59 155H58V156H59ZM68 155H69L70 157H69ZM80 155H81V156H80ZM211 155H212V154H211ZM238 155H239V154H238ZM244 155H245V154H244ZM26 156H27V157H28V156L31 157V156L28 155V154H26ZM82 156H84V158H83ZM242 156H243V155H242ZM248 156H249V155H248ZM29 157H28V158H29ZM39 157H40V158H39ZM59 157H60V156H59ZM68 157H69V158H68ZM80 157H81V158H80ZM207 157H208V156H207ZM219 157H220V159H222L221 156H219ZM219 157H218V158H219ZM222 157H223V155H222ZM239 157H240V155H239ZM239 157H237V158H239ZM246 157H247V156H246ZM246 157H244V158H241V157H240V159H241V160H242V159L245 160ZM256 157H257V156H256ZM52 158H53V159H52ZM74 158H75V159H74ZM85 158H86V159H85ZM213 158H214V156H213ZM223 158H224V157H223ZM235 158H236V157H235ZM250 158L248 157L249 160H251ZM32 159H33V160L35 159V160L32 161ZM204 159H205V158H203V160H204ZM210 159H211V158H210ZM210 159H209V160H210ZM224 159H225V158H224ZM248 159H246V160H248ZM259 159H260V158H259ZM52 160H53V161H52ZM71 160H70V162H71ZM211 160H212V159H211ZM215 160H216V159H214L213 163H216ZM217 160H218L217 162L219 163V159H217ZM222 160H223V159H222ZM231 160H233V159H231ZM235 160H236V159H235ZM235 160H234V161H235ZM244 160H242V162H241L240 160H239V161L237 160V164H239L240 167H239L238 165H236V166L239 167V168H237L236 166H234L235 169H236V168H237V169H240V170H239V172H240L239 174H241V175L244 173V171H243V173L241 172V169H243V168H241V167L246 166V164L244 163V162H245ZM31 161H32V162H31ZM83 161H84V162H83ZM193 161H195V160H193ZM243 161H244V162H243ZM33 162H34V164H33ZM74 162H73V164H74ZM112 162H113V161H112ZM196 162H195V163H196ZM200 162H201V161H200ZM200 162H199V164L202 165V167H203V166H207V167H208L209 165H210L209 167H213V165H215V166L217 165V163H216V164H213V163H212V166H211V164L208 162V160H207V161L204 160V162H205V163L203 162L204 165H203V163H200ZM223 162H224V161H223ZM238 162H239V163H238ZM240 162H241V163H240ZM247 162H248V161H247ZM30 163H31V164H30ZM108 163H110L109 160H107V162L104 161L105 167H106V164L109 165ZM114 163H115V161H114ZM206 163H207V164H206ZM221 163H222V162H221ZM233 163H234V162H233ZM243 163H244V164H243ZM78 164H79V165H78ZM86 164H90V165H91L90 162H89V163H86ZM86 164L83 165L84 168H82V165H81V167L79 166V167L81 168V170H80L79 167L77 168V169H79V170L81 171L80 174L85 175L84 178H88V176L86 177V174H85L86 171L88 172V170L85 171ZM112 164H113V163H112ZM199 164H196V167H199V168H200ZM224 164L226 165V162H225ZM230 164H231V163H230ZM240 164H242V165H240ZM34 165H35V166H34ZM74 165H75V164H74ZM74 165H73V166H74ZM197 165H198V166H197ZM225 165H223V163H222V166H224V167H223V168H220L221 166L218 167L219 170L224 169L225 171L228 172V174H231L232 177L229 176V175H228V177H226V174H227V173L224 174V173L222 172V174H221L220 171H219V174L222 175V176H220V177L218 176L217 179H220V178L222 179V178H223V175H224V178H226V179L223 178V179H224V181H223V182H224V185H221V184H223V182L221 183V182H219V180H217V179H214V178L212 179V177H208L209 175H208L207 172L205 171L206 168H205V167H204L205 169L203 168L204 171H205V174H204V175H207V177H206V176L202 177V178L204 179V181H205V183H203V185L206 186L207 183H208L209 181H213V180L215 181V183L213 184V186H212V183H213V182H211V185H208L209 188H208V191H207V196H209V195H210V196H214V197L216 196L215 198L213 197V200H214V199L216 200V199L218 198L217 201H213V200L211 199V197L209 196V197H208V200H209V199L212 200L213 202H215V204H213V205H217V206H219V207L214 206V207L216 208V210H215V211L212 210V208H213V207H211V206H212V201H206L207 198L204 197V196L206 195L205 190H204L205 187L203 188V185H201L200 187L203 188L202 191L200 190V189H201L200 187H199L200 189H199V188H198V189H199V192L201 191V193H202L201 195H202V196L199 195V197H201V200H202V201L205 200L206 202H203V203H202V201H199L198 203H199V206H200V207L196 205L197 203L195 204L196 206H194V209H198V208H196V207H199V210H200V211L197 210V213H198L199 215L201 214L200 216L198 215L199 219H201V221H200V223H201L200 226H201V227H204V226H205L204 224H207L206 222H210V223H211V219H212V221H213L212 223H214V224L211 223L210 226H211V227L213 226V227H214L213 229L216 230L218 227H220V225H222V226H226L227 218H229L230 221H231V225L227 228L228 233H229L230 230L235 231V232H237V231L241 232L242 230H245V229H246V231H249V230L251 231V230H252V231L254 232V234H256V236H259V237H258V240H257V241H256V240H255V241H251L249 244L245 241V239H244L243 237L238 236V239H236V241L238 242L237 245L231 246V245L228 244L227 239L224 238V239L218 244V246H217V250L219 251V260H220L221 263H223V264H264V250L262 249V247L264 246V235H263V234H264V231H263V229H264V208H263L264 205H263V206H257L258 203H256L257 201H255V199H253L254 202L251 201V205L254 203V205H252V208H251L250 202H248L249 204H247V201H248V200H249V201L252 200V199H249V198H248V200H247V196H248V195H247V192H248V191H247V192L245 191V190H248V189H246L247 186H246V187H242V185H241V187H242V189H243V190H242V189H240L241 187H239V185H238L239 183L243 184V183H242V182H244V181H242L243 176L241 177V178H242V179H241L240 176H239V174H238V172H235V171H234V172L236 173L235 176H234V174L232 175L233 172L229 173V167H228L229 165L227 166L228 168L225 167ZM233 165H235V164H233ZM233 165H232V166H233ZM87 166L89 167V169L91 168L89 165H87ZM91 166H92V165H91ZM218 166H219V165H218ZM247 166H248V165H247ZM33 167H34V168H33ZM30 168H33V170H32V172H30V174H29L28 177L26 178L24 175H26L27 173H29L28 171H30ZM74 168H76V166H75ZM86 168H87V167H86ZM216 168H217V167H216ZM226 168H227L228 170H226ZM28 169H29V170H28ZM91 169H92V168H91ZM91 169H90V170H91ZM207 169H208V168H207ZM207 169H206V170H207ZM24 170H26L27 172L25 173ZM90 170H89V171H90ZM208 170H209V169H208ZM211 170H212V169H211ZM76 171H77V170H76ZM212 171H213V170H212ZM230 171H232V170L230 169ZM237 171H238V170H237ZM17 172H18V173H17ZM22 172H23V173H22ZM53 172H55V171H53ZM210 172H211V171H210ZM89 173H90V172H88V175H90ZM208 173H209V172H208ZM18 174H19V178H21L20 176H22V175L24 174V175L22 176V178L24 177L23 180H22V178H21V181H23V182L25 181L24 183H23V182H19L20 179L17 177ZM20 174H21V175H20ZM51 174H52V175H51ZM209 174L212 175V172L209 173ZM237 174H238V175H237ZM15 175H16V176H15ZM59 175H60V174H59ZM83 175H82V179L85 180V179L83 178ZM52 176H54V177L56 176V179H60V180H59V181H58V180H57V181H53L54 178H52ZM233 176H234V177H233ZM237 176H239V179H240V180L238 179ZM16 177L18 178L19 181H17ZM62 177H63V176H62ZM80 177H81V176H80ZM205 177H206V178H205ZM230 177L232 178V180H233L234 178H236V181L238 182V183L236 182V183H233V184H232V182H231L232 185L235 184V187L232 186V187H234L235 189H238V187H239L238 190H235V189L232 188V187H231V188H232L233 190H232L231 188H229V189L231 190L230 193H231L232 191H234V192H232L231 194H236V195H237V196L235 195L237 198L233 195V197H234L235 199H237L236 201L234 200V198H232V197L230 198L229 196H227V195H229V194H228V193H229L228 191L225 192V190H222V186H223V189H225V188L227 189V187H230V186H231V185H230V180H231ZM25 178H26V180H24ZM89 178H90V177H89ZM207 178H209V181H208ZM229 178H230V180H229ZM28 179H29V180H28ZM82 179H81V180H82ZM205 179H206V180H205ZM211 179H212V180H211ZM13 180H11V182H14ZM27 180H28V181H27ZM87 180H88V179H87ZM216 180H217V181H216ZM70 181H71V180H70ZM109 181H110V180H109ZM202 181H203V180H202ZM204 181H203V182H204ZM207 181H208V182H207ZM221 181H222V180H221ZM226 181H228L229 184H228ZM234 181H235V179H234ZM240 181H241V182H240ZM18 182H19V184H20V183H21V184L19 185ZM103 182H105V181H103ZM110 182H111V181H110ZM206 182H207V183H206ZM216 182H217V186H216ZM105 183H106V182H105ZM105 183H104V184H105ZM113 183L115 184V182H113ZM218 183H221V184H219V187H218ZM10 184H11V183H10ZM99 184H100V183H98V185H99ZM110 184H111V183H110ZM201 184H202V182H201ZM205 184H206V185H205ZM208 184H210V183H208ZM18 185H19V186H18ZM101 185H102V184H101ZM101 185H100V186H101ZM220 185H221V186H220ZM236 185H237L238 187H237ZM260 185H261V183H260ZM96 186H97V185H96ZM211 186H212V190H211ZM226 186H227V187H226ZM244 186H245V185H244ZM7 187H8V186H7ZM76 187H77V186H76ZM101 187H102V186H101ZM101 187H100V189H101ZM104 187H105V186H104ZM107 187H108V185H107ZM215 187L217 188L218 191L216 190V192H213V193H216V195H215V194L211 195V194H212V191H213V189H215ZM236 187H237V188H236ZM0 188H1V187H0ZM108 188H109V187H108ZM112 188H113V187H112ZM218 188L220 189V191H219ZM77 189H79V187H78ZM100 189H99V191H100ZM196 189H197V188H196ZM79 190H81V189H79ZM79 190H77V194L75 193V194L78 195V196L76 197V195H75V197H76V198L78 199V201L80 202V200H81L80 198H81V196H83L84 193H83V191H82L83 194H82V193H79V192H80ZM103 190H104V192H105L107 189H104V188H103ZM209 190L211 191V194L209 193V195H208V192H210ZM240 190H242V191H240ZM99 191H98V192H99ZM101 191H102V190H101ZM203 191H204V192H203ZM214 191H215V190H214ZM222 191H223V192H222ZM75 192H76V190H75ZM95 192H96V191H95ZM95 192H94V193H95ZM104 192H103V194L106 193V192H105V193H104ZM221 192H222V193H225L224 196H223V198H222V197H218V195H217V194H219V196H221V195H220V194H222ZM235 192H236V193H235ZM237 192H240V193L243 194V195H241L240 193L237 194ZM226 193H227V194H226ZM245 193H246V194H245ZM1 194H2V195H1ZM6 194H7V195H6ZM16 194H17V193H16ZM19 194H18V195H19ZM80 194H82V195L80 196ZM103 194H102V192H101L100 196H105V195H103ZM199 194H200V193H199ZM203 194H204V195H203ZM239 194H240V196H241V198H242L243 200H242L241 198L239 199V197H238ZM244 194L247 195V196H245ZM95 195H96V194H95ZM95 195H94V196H95ZM222 195H223V194H222ZM10 196H11V198L13 197V198H12L13 200L10 198ZM96 196H97V195H96ZM98 196H99V193H98ZM100 196H99V198H100ZM226 196H227L228 198H227ZM230 196H231V195H230ZM242 196H245V198L242 197ZM62 197H63V199H64V196H62ZM75 197H73V198H75ZM79 197H80V198H79ZM202 197H203L204 199H202ZM224 197L226 198V202H227V203L230 202V203H229V206H228L227 203L225 202V200H224L225 198H224ZM14 198L16 199V201H15ZM71 198H70V199H71ZM76 198H75V199H76ZM229 198H230V199H229ZM7 199H10V201H7ZM66 199H68V198H66ZM83 199H84V197L82 198V201H83ZM85 199H86V198H85ZM85 199H84V200H85ZM219 199H221L220 201H222V202L224 201L225 203H224V202H223V203H222V202H221V203H220V202L218 203ZM245 199H246V200H245ZM11 200H12V201H11ZM25 200H26V201H29V202H26ZM231 200H234V201L231 202ZM23 201H25V202H23ZM69 201H70V200H69ZM75 201H76V200H75ZM242 201L244 202V204L250 205V207H248L247 205H244ZM8 202H9V204H8ZM37 202H38V203H37ZM55 202H56V205H54ZM79 202H78V205H77V203H76V206H78V207H79V204H80ZM86 202H87V201H86ZM200 202H201L202 204H201ZM208 202H210L209 204H210L211 206H210V205L208 206ZM216 202H217L218 204H217ZM233 202H234V203H233ZM235 202H237V203L235 204ZM20 203H18V204L20 205ZM25 203H26V204H25ZM41 203H42V204H41ZM48 203H49V204L51 203V204L49 205ZM53 203H54V204H53ZM67 203H68V202H67ZM73 203H74V202H73ZM82 203H83L84 205H87V204L85 203V201H83ZM87 203H88V202H87ZM231 203H232V205H231ZM13 204H14V205H13ZM18 204H17V205H18ZM43 204H44V205L47 204V205L44 206ZM52 204H53V205H52ZM69 204H70V203H68V205H69ZM71 204H72V203H71ZM83 204H82V205H83ZM200 204H201L202 206H201ZM219 204H223V207H220L221 205H219ZM234 204H235V205H234ZM11 205H10V206H11ZM39 205L37 206L38 209L36 210V212H37L39 209H41V208H39V207H40ZM59 205H60V204H59ZM62 205H64V204H62ZM73 205H74V204H73ZM205 205L208 206V207H211V208H205V207H204ZM225 205H226L227 207H226ZM241 205H242V206H241ZM243 205H244L246 208H244ZM0 206H1V205H0ZM2 206H3V205H2ZM2 206H1V207H2ZM10 206H9V208H10ZM28 206H29V204H28ZM28 206L25 207V209H26L25 211H27ZM31 206H29V208H28L29 210H30V208L32 209ZM43 206H44V207H43ZM64 206H65V208L61 207V208H62V209H61L62 211L60 210V208H57V207H56V208L53 210V212H54L55 210H60V211H55V213L58 212V213H56V214H54V213L52 212V210L50 211V210L48 209V211H49V214H48V215H49V218H48V220H49V219L51 218V216L53 215V216H52V219H50V221H48L47 218H46V220H47L49 223H47V221H45L47 225H50V228H53V230H50V228H48L49 230H47V232H50V233H47V232L45 231L46 228H47L48 226L44 228V229H45L44 231H45L47 234L44 233V231L42 230L43 227L45 226V224H44V220L41 221L42 223H39V224H41V226H43V224H44L43 227H41V226L38 224V225L40 226L41 229H39V228L37 227L38 229L36 230L35 226H34L35 229L32 228L35 232L38 231V230L42 232V233H40V232L38 231V232L41 234V236H39V235H36V236H38V237L35 236V238H39V237H41V240H42V238L44 237L45 234H46L45 236H47L48 234L51 235L52 232H53L54 234L56 233V235H57V234H58V235L60 234L58 237H56L54 234L51 235V236H53V237L50 236V237H51V243L54 244V246H53L51 243L47 244V246H48V245L52 246V247L48 246V248H52V249H56V248H57V250H53V251H56L55 253L53 252V254L51 255V253H52V249L50 250V249H47V248H46V251H47V250L49 251V252L47 251L48 254H47L44 250H42V252H37V253H41L40 255L42 256L41 258H40V256H39V261H40V260L43 261V262L40 261V264H42V263H43V264H69V263H71L72 261H73L72 263H75V262H76V264H85V262L88 263V264H90V260L87 259V258H92V256H90L91 253H90V251L87 252V254H88V253H89V254H88V255L85 254L86 256H84V254H81V252L84 250V249H82L81 246H84L83 241H84L85 243L88 242V241H91V242L94 244V242L92 241V240H94V239H91V236H96V235H97V232H95L96 235H95L94 232H93V231H94V228H93L92 225H94V222H92V224H90V223H91V219H92V216L90 217L91 213H88V214L85 213V214H83V213H82V210H85V209H83L81 205H80V209L82 208L81 212H79L80 210H78V212H77L76 209L73 210V211L76 210V211H75L76 213L73 212V213H74V216H75V214H77V213H78V215H79V213H80L81 215L83 214V215H85V217H86V216H89V217H87V220H90V223L87 222V221L85 220V218H82L83 215H82V216H80V215L77 216L78 218L75 216V217H76L77 219H79V220H80V218H81L83 221L85 220L86 223H87V224H86V223L83 222V221L81 222V221L77 220L76 218L73 219V218L71 217V213H70V212H72V211L69 209V207H70V208H73L72 205H69V207H67L66 205H64ZM18 207H19V209L16 207V208H17L16 210H15V208L13 207L14 209H13L12 212H13L14 214H16V211H17V210H19V212H20V206H18ZM47 207H46V209H47ZM66 207H67V208H66ZM74 207H75V206H74ZM84 207H85V206H84ZM201 207H203L204 209L201 208ZM2 208H4V207H2ZM215 208H213V209H215ZM233 208H235V209L233 210ZM243 208H244V209H243ZM247 208H248V209L251 208V209H250L249 211H247V210H248ZM261 208H262V210H261ZM23 209H24V208H23ZM35 209H36V208H33V211H34ZM46 209H45V210L42 209V211H44V213H48V211H47ZM50 209H51V208H50ZM208 209H210V210H212V211H210V210H208ZM228 209H230V210H228ZM231 209H232V210H231ZM246 209H247V210H246ZM2 210H3V209H2ZM21 210H22V209H21ZM203 210H205V212H207L206 210H208V213L213 215V216L211 215L212 218H211V216L208 215L210 221L208 220V217L205 216L207 213H202V212H201V211H203ZM244 210H245V211H244ZM14 211H15V212H14ZM33 211H30V212L28 211V212L31 214V213H33ZM42 211L39 210V212H41V214L43 215V212H42ZM45 211H46V212H45ZM195 211H196V210H195ZM198 211H199V212H198ZM1 212H2V211H1ZM34 212H35V211H34ZM50 212H52V213L50 214ZM88 212H89V211H88ZM100 212H101V211H99V213H100ZM200 212H201V213H200ZM203 212H204V211H203ZM212 212H213V213H212ZM215 212H216V214H214ZM2 213H3V212H2ZM24 213H25V212H24ZM101 213H102V212H101ZM101 213H100V214H101ZM7 214H8V213H7ZM14 214H13V216L18 217L17 214H16V215H14ZM25 214H26V213H25ZM25 214H24V215H25ZM37 214H38V212H37ZM37 214L34 215V216H35V219H36V220L34 219V220H35V223H34V224L37 223V222H36V221H37V218H39V219L44 218V216H37ZM204 214H205V215H204ZM247 214H250V215H251V218L249 217V219H247V218H248L247 216H249V215H247ZM24 215H23V216H24ZM26 215L28 216V213H27ZM44 215H45V214H44ZM48 215L46 214L45 216L47 217ZM54 215H55V216H54ZM101 215H102V214H101ZM189 215H190V216H189ZM214 215H216V216L214 217ZM2 216H3V215L1 214V217H2ZM11 216H12V214H11ZM13 216H12V217H13ZM19 216H20V213H19ZM31 216L33 217V215H31ZM36 216H37V217H36ZM187 216H189L188 220H190V219H191V220L194 219V217H193V215H191V213H189V214H187V215H185V216H183V217L186 218ZM1 217H0V219H1ZM16 217H14L12 220H14V219L18 220V218H16ZM190 217H192V218H190ZM213 217H214V218H213ZM6 218H7V217H5V219H6ZM24 218H25V216H24ZM88 218H89V219H88ZM202 218H203V221H204L205 218H207V219H205L206 221L202 222ZM2 219L4 220L3 217H2ZM8 219H9V218H8ZM10 219H11V218H10ZM10 219L8 220V222H9V221L11 222ZM39 219H38V222H39ZM75 219H76L77 221H76ZM250 219H251V220H250ZM16 220L14 221V222L16 223V225H13L14 222H13V224L10 223V225H13V226H8V228H6V223L3 221V222L5 223L6 231H8L10 227H11V228H10L9 231H13V230H14L13 228H15V226H17V228L19 229V225H21V223L23 224V222H20V224H18V223H19L20 220H23V219H20L19 221H16ZM92 220H93V219H92ZM214 220H215V222H214ZM1 221H2V220H1ZM1 221H0V222H1ZM24 221H25V220H24ZM78 221H79V222H78ZM3 222H2L0 225H2V224L4 225ZM6 222H7V220H6ZM8 222H7V225H8ZM25 222L29 223L28 220L25 221ZM25 222H24V224H25ZM31 222H32V221H31ZM29 224H30V223H29ZM89 224H90V227H89ZM3 225H2V228L4 227ZM36 225H37V224H36ZM27 226H28V225H27ZM27 226H26V227H27ZM185 226H186V225H184V227H185ZM210 226H209V227H210ZM0 227H1V226H0ZM20 227H22V226H20ZM26 227H25V228H26ZM30 227H31V226H30ZM32 227H33V226H32ZM88 227H89V228H88ZM176 227H178V226H175V228H174V227H170L171 230H172V228H173L172 232H171V230H168L169 228H168V229L166 228V229H167V232H168V231L171 232V234H170L171 237H170V235L167 236V237H169V240L166 241V238H162V235H164L163 232H162V233L160 234V236H161V240L164 239V241H166V242L162 241L161 244H159V245H158V243H159V242H158V243L156 244L157 246H155V248H157V247L160 248V246L165 245L164 243L167 244V242H168V243H169V242H170V243L172 242V243H171L172 246H171L170 243H169L167 246H164L165 248L162 247V248H164L163 251H165V250L167 249V247H168V249L171 247L170 250H166L167 252L169 251V254H171V253H173L175 250H177V252H179V251H180V252L177 253V252L175 251V253H176L177 255H178V254H180V255L177 256L175 253H173V254H171V256L174 257V255H175L176 257L172 259V257H170L168 253H166V252L161 253L163 256H166V254H168L167 257H169V260H168L167 257L165 258V259H167V261H165V259L163 260V258H162L163 262L160 260V262H161L162 264H166V262H170V261H172V260L176 261V264H181V263L184 264L185 260L188 259V258H186V257H187L186 255H187V254H188V255L191 254L190 251H189V249H188L189 247H187V246L192 247V245H194V243H195V246H197V244H199L198 239H200V238H201L202 240H203V239L206 240V236H205V235H204L205 238H203V237L201 236V235H203V233L199 234L200 236H199L197 239H195V240H190V239H188L187 237H186V239H184V236H185L186 233L183 232V231L186 229L185 231L187 232V228L185 227V229H184L183 226H180V225H179V228H178V229H179V232H178V231H177L178 229H176ZM180 227H181L183 230H182ZM211 227H210V228H211ZM2 228H0V230H1L0 232H1V233H4L5 228H4V229H2ZM25 228H24V229H25ZM7 229H8V230H7ZM18 229L15 228V230H16L17 232H16V231H15V232H10L9 235L15 233V234H14V236H15V235L18 233ZM20 229H21V228H20ZM20 229H19V230H20ZM24 229H23V230H24ZM28 229H29V231L31 230V228H28ZM88 229H90V230L93 232L94 235H92V232H91V234H89L88 231H90V230H88ZM92 229H93V230H92ZM174 229H176L175 232H173ZM181 230H182V232H181ZM2 231H3V232H2ZM6 231H5V232H6ZM9 231H8V232H9ZM29 231H28V232H29ZM34 231H32V232H34ZM8 232H6V233H8ZM19 232H20V231H19ZM28 232H27V233H28ZM32 232H31V233H32ZM164 232H165V230H164ZM1 233H0V234H1ZM172 233H174V235L177 234V236H175V237H176V238L179 237L178 240H177L176 238H175V239H172V236H173ZM181 233H183V235H182ZM4 234H5V233H4ZM19 234L21 235V233H18V234H17V235H18L17 237L20 236ZM33 234H34V233H33ZM36 234H37V232H36ZM42 234H43V237H42ZM88 234H89V235H88ZM204 234H205V233H204ZM5 235H7V234H5ZM9 235H7V236H9ZM29 235H30V234H29ZM87 235H88V238L86 237ZM158 235H159V234H158ZM166 235H168V234L166 233V234H165V237H166ZM179 235H181V236H179ZM60 236H61V237H60ZM182 236H183V237H182ZM47 237H49V236H47ZM47 237H46V238L44 237L43 239H44V240H45V239H48ZM54 237H56V239H58V240H54ZM59 237H60V238H59ZM84 237H86V239H88V240L86 241ZM89 237H90L91 240H89ZM96 237H97V236H96ZM163 237H164V236H163ZM173 237H174V236H173ZM8 238H10V239L13 240V235L10 236V237H8ZM92 238H93V237H92ZM155 238H156V237H155ZM159 238H160V237H159ZM181 238H182V239H181ZM52 239H53V240H52ZM156 239L158 240V238H156ZM179 239H180V240H179ZM201 239H200V242H202ZM14 240H16V238H15ZM41 240H40V241H41ZM44 240H42V242H43ZM48 240H49V239H48ZM157 240H155V241L157 242ZM161 240L159 239L158 241H161ZM170 240H172V241H170ZM181 240H182V241H181ZM185 240H188V241H185ZM196 240H197L198 243H196ZM205 240L202 242V246H204L203 243H205V244L207 245V243L205 242ZM32 241H33V243H32ZM32 241H31L32 245H30L28 248H32V250H33V247H35V246H33V244H34L35 241H34V240H32ZM36 241H37V242H35V245H36V243L39 242V239H37ZM49 241H50V240H49ZM53 241H55V243H54ZM155 241H154V242H155ZM173 241H174L175 243H174ZM176 241H178L179 243H177ZM192 241H193V244H191ZM42 242H41V243L39 242V244H40V245L44 244V243H42ZM44 242H45V243H48L47 240L44 241ZM57 242H58V243H57ZM156 242H155V243H156ZM185 242L187 243V245H186ZM188 242H190V245H188ZM207 242H208L207 247H208V246H211V247L214 246L213 238H212L211 241L209 240V241H207ZM211 242H212V243H211ZM56 243H57V244H56ZM155 243H154V245H155ZM176 243H177V244H176ZM55 244H56L57 247H55ZM82 244H83V245H82ZM88 244L90 245L91 243H88ZM88 244H85V245H88ZM181 244H185L184 246H183V245L181 246L182 250L184 249L183 252H182V250L179 248V246H180ZM177 245H178L177 248H179L180 250L176 248ZM199 245H200V244H199ZM199 245H198V247H199ZM37 246H38V245H37ZM47 246H46V247H47ZM169 246H170V247H169ZM174 246H175V250H174V248H173ZM185 246H186L187 248H186ZM39 247H40V251H41V248L43 247V245H42V247H41V246H39ZM39 247H38V248H39ZM53 247H55V248H53ZM87 247H88V246H86V247H84V248L87 249ZM89 247H91V249L93 248L92 246H89ZM183 247H184V248H183ZM78 248H79V249H78ZM80 248H81V249H80ZM172 248H173V249H172ZM199 248H200V247H199ZM43 249H45V247H43ZM93 249H94V248H93ZM110 249H111V248H106V250H103V251L106 252L107 250H110ZM186 249H187V251H186ZM32 250L30 249V251L32 252V255H36V254H37V253H35L36 248H34L35 251H34V250L32 251ZM37 250H38V249H37ZM74 250H77L78 253H77L76 251H75L76 253L73 252ZM79 250H80L81 252H79ZM88 250H90V249H88ZM88 250H87V251H88ZM112 250L115 251L116 249H113V248H112ZM112 250H111V251H112ZM172 250H173V252H172ZM178 250H179V251H178ZM103 251H102V253L99 251V252L96 254V255H97V258L100 257L99 259H97V258L95 257V255H94V258H92V261H91V262H93V261L96 259L97 261L94 262V263L97 264L98 261L101 262V259L104 258V259L106 260V262H104V264H107V263H108V264H116V262H119V260L121 259L120 257H123V254H121L120 252L117 253L118 250H116V253H113L114 251H113L112 253H110L111 256H114V255L116 254V257H114V258L111 257V256H109V255H110V254H109V251H108V253L106 252V254H105L106 257H105V255L103 254ZM111 251H110V252H111ZM44 252H45V253H44ZM71 252H73V253H71ZM83 252L85 253V251H83ZM92 252H93V251H92ZM34 253H35V254H34ZM79 253H80V255L84 256V257H83V260H84V261H83L82 259H80V258H82V257L79 255ZM100 253H101V254H100ZM145 253H146V252H145ZM145 253H144V254H145ZM71 254H72V256H71ZM75 254H76V255H75ZM98 254H99V256H98ZM107 254H108V255H107ZM112 254H114V255H112ZM120 254H121V255H120ZM136 254H137V253H136ZM141 254H142V253L139 252V254H137V255L140 256ZM148 254H149V253H148ZM161 254H160V257H162ZM30 255H31V254H30ZM30 255H29V256H30ZM77 255H79V256H77ZM91 255H93V254H91ZM100 255H103L104 257L102 256L103 258H101ZM119 255H120L119 260L115 261L116 258H117ZM134 255H135V253H134ZM137 255H136V256H137ZM145 255H146V254H145ZM145 255H144V258H145ZM196 255H198V256H196V257H199V258H200V262H201V260L204 261V260L208 259V258L210 257V255H211V257H212L213 260H216V257H215V254H214L213 251H212L211 253L205 251V253L202 254V255L196 252ZM37 256H38V255H37ZM76 256H77V257H76ZM89 256H90V257H89ZM132 256H133V255H132ZM132 256H131V258H132ZM142 256H143V254H142ZM146 256H147V257H146L145 259L142 257L143 260H145L143 264H147V263H145V262H147V261L150 260V259L148 258V257H150V256H148V255H146ZM193 256L195 257V255H193ZM34 257H36V256H34ZM34 257H33V258H34ZM73 257H74V258H73ZM78 257H80V258H79L80 260H76ZM86 257H87V258H86ZM107 257H109V259H108ZM211 257H210V258H211ZM29 258H30V260L33 259V258L31 259V257H29ZM29 258H28V259H29ZM36 258H37V257H36ZM36 258H34V260H35ZM110 258H112L111 261H114V262H110ZM140 258H141V256H140ZM147 258H148L149 260H147ZM176 258H178V260H177ZM192 258H193V257H192ZM86 259H87L88 261H86ZM104 259H103L102 261H104ZM113 259H114V260H113ZM132 259L136 260L137 264H138V263H141V264H142V262H138V261H137V259L139 260V258L136 259V258L133 257ZM159 259H160V258H159V256H158V259H157V258H156V259H151V262H152L153 264H161V263H158V261H157V260H159ZM189 259H191V258L189 257ZM36 260H38V259H36ZM134 260H133V262H134ZM143 260H140V261H143ZM153 260H156V262L154 263ZM198 260H199V259H198ZM78 261H79L80 263H79ZM82 261H83V263H82ZM28 262H29V264H32V263H33L32 261H31L32 263H30V261H28ZM28 262H27V263H28ZM37 262H38V261H37ZM164 262H165V263H164ZM186 262L189 263L188 261H186ZM200 262L198 261L199 264H201ZM27 263H26V264H27ZM34 263H36V262L34 261ZM148 263H149V262H148ZM170 263H171V264H172V263L175 264L174 262H170ZM187 263H186V264H187ZM98 264H99V263H98ZM100 264H102V263H100ZM131 264H133V263H131ZM134 264H136V263L134 262ZM167 264H168V263H167Z\"/></svg>",
    "mask_w": 264,
    "mask_h": 264
}]
</instances>
